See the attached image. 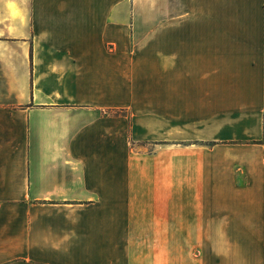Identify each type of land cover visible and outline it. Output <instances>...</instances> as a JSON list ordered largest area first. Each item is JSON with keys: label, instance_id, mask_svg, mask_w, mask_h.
<instances>
[{"label": "crops", "instance_id": "obj_1", "mask_svg": "<svg viewBox=\"0 0 264 264\" xmlns=\"http://www.w3.org/2000/svg\"><path fill=\"white\" fill-rule=\"evenodd\" d=\"M0 264H264V0H0Z\"/></svg>", "mask_w": 264, "mask_h": 264}, {"label": "clouds", "instance_id": "obj_2", "mask_svg": "<svg viewBox=\"0 0 264 264\" xmlns=\"http://www.w3.org/2000/svg\"><path fill=\"white\" fill-rule=\"evenodd\" d=\"M9 7H15V0H6Z\"/></svg>", "mask_w": 264, "mask_h": 264}]
</instances>
